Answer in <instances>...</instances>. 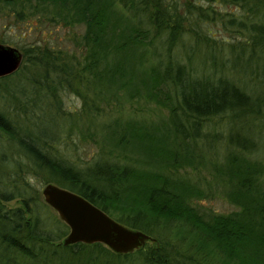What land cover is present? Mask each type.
Segmentation results:
<instances>
[{
  "label": "trees",
  "instance_id": "16d2710c",
  "mask_svg": "<svg viewBox=\"0 0 264 264\" xmlns=\"http://www.w3.org/2000/svg\"><path fill=\"white\" fill-rule=\"evenodd\" d=\"M216 2L236 5L240 16H215ZM3 14L19 24L84 31L75 54L38 42L22 46L30 73L0 77V101L7 78L26 79L33 92L0 103V145L10 146L0 150V264H264V0H0ZM223 18L241 38L218 40L205 28ZM57 90L80 96L87 117L81 126L83 115L56 111L71 119L68 135L84 138L87 121L119 96L165 107L167 120L161 129L156 122L136 129L147 148L141 160L123 151L77 163L53 143L57 134L21 132L13 121L30 119L34 93L53 97ZM200 165L234 210H196L213 194L185 175ZM31 176L82 195L149 239L123 254L99 242L62 244L68 227ZM131 186L143 196L135 208L122 203ZM173 221L181 224L173 229Z\"/></svg>",
  "mask_w": 264,
  "mask_h": 264
},
{
  "label": "rangeland",
  "instance_id": "374dc122",
  "mask_svg": "<svg viewBox=\"0 0 264 264\" xmlns=\"http://www.w3.org/2000/svg\"><path fill=\"white\" fill-rule=\"evenodd\" d=\"M202 4L206 6L208 5V2H203ZM210 5L211 8L215 9L219 13L215 15L218 17H227L229 15L240 16L241 14L240 8L238 9V7L234 4L216 2L214 4L210 3ZM29 21L30 20L28 19L25 22L19 24L15 23L11 16L5 14L0 15V39L8 41L0 42L17 48V50H20L21 53L22 46L27 44L30 45L34 42L46 44L55 50L62 48V50H66L71 54L76 53L74 41L77 40L83 33V25L63 26L59 23L50 25L49 23L31 25ZM35 26L37 28H35ZM205 26V28L210 30V33L213 34L218 40L230 41V39L234 40L235 37L241 38L242 36L240 33L232 30L231 26L229 27V23L226 22L224 18L223 20L216 19L215 21L207 20ZM15 71L16 70H14V72ZM17 71H19V74L21 73L24 75L30 73L28 68L24 65L23 60L17 68ZM5 82H8V85L4 89V98L0 101L1 105H6L10 102H13V99L10 98V94H14L19 98V100H21V90L27 91V93H33L31 91V84L24 78H14L13 81L12 78H7ZM33 96V102L35 104L29 111L30 114L28 117H30V119H25L22 116L18 117L16 120H13L16 127L20 129L21 132L29 129L38 136L52 137L57 134V140H54L55 142L53 141V143L56 144V147L70 159L81 164L92 162L93 159L103 157L106 154L115 155L123 151L125 154L130 155L131 159L141 160L145 157V149L147 150V148L143 142L140 141V137L137 134L136 129H141L140 127L143 125L150 126V124L152 125V123L155 122L159 125L157 126L158 128L160 126L164 127L165 121L167 120L168 112L165 107H161L154 103L138 101L136 97L129 98V96H119L115 99H112L106 106L105 110L100 111V116H98L97 119L99 120L98 122L96 119L87 121V124L91 126L87 129L85 127L84 134H86V136L82 138L77 136L76 132L68 135L65 127L68 124L70 125L71 119L69 120L68 116L59 115L56 112L60 109L64 112L69 111V113L81 114L83 115L81 116L82 119H77V121H79L78 125H86L84 123L86 122L87 117L84 115V111H80L83 104L82 98L80 96L69 90L65 92L57 90L53 97L48 96L46 92H42V94L36 92L33 94ZM119 121L124 124L118 126V123H120ZM103 124L106 125L103 126ZM123 129H127V132L123 131ZM129 135L132 136L130 146L128 145L127 150H122V146H124L123 144H125ZM119 139H121L122 142H119ZM9 147L10 146L8 144L3 143V145H0V150L7 151L9 153ZM218 147L219 146H217V148ZM206 150L211 151L210 148H206ZM130 158H127L125 161L130 162ZM99 161L107 160L101 159ZM2 165L3 163H0V166ZM206 168L207 167L202 165L197 167V169L188 168L186 170L187 173L185 174L190 179H200L202 185L205 186V188L210 186L211 190L213 191V194L209 198H204L195 203L197 207L196 210L203 214L208 212L225 214L234 210L235 207L220 195L219 183L211 178L212 176L208 173ZM31 177L30 183L32 184V187L38 189L39 197H42L40 193L42 184L34 176ZM132 179H136L134 175H132L131 180ZM124 190L125 193L122 203L126 204V207L135 208L139 204H142L143 196L142 193L139 192L140 189H136L135 186H131L128 188L125 187ZM15 202L16 198L10 200L6 205H14ZM116 205L117 206L113 207L112 209L114 213H120L122 206H119V203H116ZM179 223L181 224L179 221H173L172 228L174 229ZM168 231L169 230L165 228H161L160 233L166 234ZM178 232L182 233L181 231ZM94 264H102V261L99 260Z\"/></svg>",
  "mask_w": 264,
  "mask_h": 264
},
{
  "label": "water",
  "instance_id": "95a60500",
  "mask_svg": "<svg viewBox=\"0 0 264 264\" xmlns=\"http://www.w3.org/2000/svg\"><path fill=\"white\" fill-rule=\"evenodd\" d=\"M22 53L17 48L0 42V77L17 70ZM43 201L63 221L68 231L62 244L99 242L112 251L123 254L142 247L149 235L114 219L82 195L48 182L41 185Z\"/></svg>",
  "mask_w": 264,
  "mask_h": 264
}]
</instances>
